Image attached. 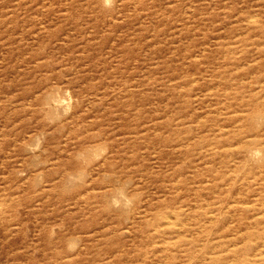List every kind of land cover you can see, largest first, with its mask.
Instances as JSON below:
<instances>
[{"label": "rangeland", "instance_id": "374dc122", "mask_svg": "<svg viewBox=\"0 0 264 264\" xmlns=\"http://www.w3.org/2000/svg\"><path fill=\"white\" fill-rule=\"evenodd\" d=\"M0 264H264V0H0Z\"/></svg>", "mask_w": 264, "mask_h": 264}]
</instances>
